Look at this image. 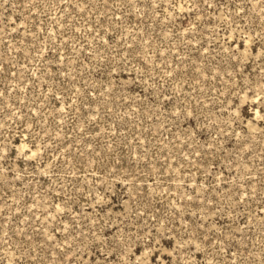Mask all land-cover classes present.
<instances>
[{"label": "rangeland", "instance_id": "rangeland-1", "mask_svg": "<svg viewBox=\"0 0 264 264\" xmlns=\"http://www.w3.org/2000/svg\"><path fill=\"white\" fill-rule=\"evenodd\" d=\"M0 264H264V0H0Z\"/></svg>", "mask_w": 264, "mask_h": 264}]
</instances>
